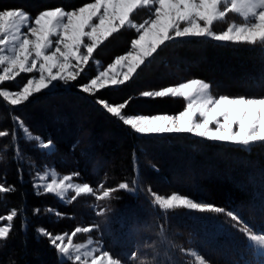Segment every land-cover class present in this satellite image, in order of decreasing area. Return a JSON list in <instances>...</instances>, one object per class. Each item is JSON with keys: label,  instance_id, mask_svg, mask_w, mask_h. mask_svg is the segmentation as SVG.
<instances>
[{"label": "snow or ice", "instance_id": "6c2138e0", "mask_svg": "<svg viewBox=\"0 0 264 264\" xmlns=\"http://www.w3.org/2000/svg\"><path fill=\"white\" fill-rule=\"evenodd\" d=\"M140 11L146 13V18L137 22L134 16ZM217 24L226 26L217 30ZM124 29L134 30L137 34L131 40L129 51L115 57L112 63L101 70L102 65L95 60V52ZM183 39H205L264 50V0H91L72 9L57 6L40 10L34 17L22 8L2 9L0 103L6 107L20 106L30 102L36 94L55 87L57 83L69 86L83 76L89 65L95 63L96 75L85 83H76V89L95 97V103L102 110L135 134L190 133L208 141L228 143L243 149L264 147V94L216 95L210 82L193 78L142 90L137 96H129L121 102L109 101L97 95L101 90L114 91L131 83L160 50L169 43ZM114 68L118 69L115 73L111 71ZM22 73L31 75L27 76L25 82L18 84L16 90L6 86L8 82L15 83ZM136 98H182L185 107L178 114L127 113L126 109ZM2 139H9V143L0 145V161L11 151L14 160L27 161L32 167H35V161L19 147L20 139L42 153L53 148L51 140L45 141L33 134L18 117L12 121L11 128L0 130ZM132 163L133 171L136 172L135 153ZM17 172L19 179L23 180L22 166L17 167ZM79 177L78 172L61 176L55 169L44 166L43 171L36 169L32 175V188L36 196L50 194L67 205L81 197L106 202L119 199L115 196L119 191L133 195L145 191L140 188L137 178L109 187L105 181L93 186L80 181ZM17 190L15 185L8 184L6 180L0 182V198ZM146 193L152 207L165 218L179 210L225 215L231 226L245 238L246 247L258 250L264 256V232L254 230L239 214L184 194H160L150 186ZM96 207L98 216L110 211L107 204L103 207L98 204ZM25 211L26 206L22 205L0 216V248L6 246L11 236L14 219ZM42 212L58 220L72 219L53 207L32 209L33 216H39ZM4 221L7 223L4 224ZM24 228L22 222L21 230ZM98 230L99 225L93 223L77 225L70 232L53 233L44 227H37L35 232L38 237L48 240L60 264H127L124 259L105 249L100 241L93 239L90 233ZM165 233L164 226L160 225L157 233L160 244H166L168 249L191 257L187 264H211L202 254L174 243ZM78 234H85L86 240L75 242ZM146 247L151 249L150 254L142 256L137 251L131 253L129 259L133 264H176L168 250L163 253L164 260L160 259L161 251L155 242ZM261 264H264V259Z\"/></svg>", "mask_w": 264, "mask_h": 264}, {"label": "trees", "instance_id": "16d2710c", "mask_svg": "<svg viewBox=\"0 0 264 264\" xmlns=\"http://www.w3.org/2000/svg\"><path fill=\"white\" fill-rule=\"evenodd\" d=\"M27 1H30L32 6L27 4L28 2L26 5H22L16 2L2 1L0 7L20 5L30 12H34V8L51 7L48 1L46 3L37 0ZM86 1L89 0H52L51 5H60L64 8L75 7ZM118 36H122L125 40L132 37L131 33L127 31H120ZM127 42L125 41L121 46H114L113 51L109 52L108 58L113 53H118L126 48ZM162 52L167 56L168 54H178L180 58L196 61L194 64H180L181 69L175 74L178 80L187 77L203 79L211 83L213 93L264 94V73L260 72V69L264 68V50L217 43L205 39H183L169 43L167 47L159 51V53ZM151 64L143 67L134 81L118 90L122 91L123 95L135 85L139 88H137L138 90H141L140 87L142 86L138 82H143L157 70L146 71V68H149ZM245 74L250 76L249 79L241 78ZM114 91L103 90L97 95L100 98L109 99V93ZM72 95L89 105L94 111L95 119L105 130L114 135L113 140H108L114 153L113 158L108 157L102 147H95V152L87 160L84 155V151L88 148L87 140L82 133L73 129L75 123L65 122V127L68 125L72 130L60 131L59 128L54 127V124H44L39 120L33 121L30 118V115L36 113L38 107L43 103ZM168 101L170 98H136L131 105L132 108H136V104L140 102L154 105L167 104ZM17 117L33 134L41 136L45 141H52L53 148L47 153L34 149L32 144L26 143L23 139L18 141L23 152L35 161V167L49 164L60 172H78L81 180L89 182L93 186L105 181L107 186L114 187L121 181L130 182L133 178H137L140 188L145 189V191H139L135 195L119 191L116 193L119 199H115L112 204L109 203L110 211L98 216L95 211L91 210L90 206L95 202L91 197H81L71 205H67L62 204L50 194L36 196L32 188L31 177V171L34 167L30 166L27 161L14 160L13 153L9 151L6 158L0 161V182L6 180L8 184L15 185L18 190L0 198V216L6 215L10 209L19 208L22 205L26 206V211L13 221L14 229L11 236L7 240L6 246L0 248V264H12L13 261L15 264H60L55 249L49 246L46 238L38 237L35 229L44 227L53 233H57L71 229L78 222L98 224L99 230L94 232L100 235L103 233L108 237L106 249L127 261L134 251V246L137 245V239H132L126 232L122 234L121 238H118V228L123 224V221L118 220V216L125 214L127 206L140 200H149L146 193L149 186L157 192H179L195 200L212 203L233 211L248 221L251 226L264 230V200H258V197H264V147L255 146L251 149H243L228 143L208 141L191 134H168L142 138L102 110L95 103L94 97L75 90L73 87H70L67 92L60 90L42 93L30 102L21 105L20 109L6 107L4 103H0V130L11 128L12 121ZM163 142L165 144L170 143L171 148L176 152L184 151V153L182 152L184 155L181 154L179 157L172 158L171 161L163 162L164 164L160 163V159L151 153L153 149L151 144H163ZM7 143H9V139L0 140V145ZM133 153L136 154L137 158L136 172L133 171ZM186 156L192 162L196 161L198 166L204 163L211 168L220 170H207V173L205 169L200 168L203 171L197 178L195 176L192 180H187L184 177L189 172L187 173L186 169H180L179 173L182 176L175 178L173 183H166L165 180L171 178L166 166L184 161ZM18 166H22L23 180L19 179ZM225 167L230 169L221 171ZM120 192L121 194H119ZM139 206L143 207L142 204H138ZM33 207H40L41 209L53 207L66 213L72 219L58 220L54 216L44 215L43 212L39 216H33ZM155 210L157 213L154 212V215L146 213L145 220L151 224H156V228L152 225L149 228V225L146 224L141 226L143 223L137 221L139 228L136 231L138 235L145 232L146 228H148V233L157 234L156 231H158L159 226L163 225L166 236L174 243L184 247L189 246L190 242L198 241L201 248H208V251H212V258L220 264H244V261H249L252 257L253 251L246 247L245 238L242 234L234 235L224 229L222 240L215 236V239L211 241L212 244L207 242L210 240L205 239L199 231L204 225L216 227V221L213 220L212 214L210 216L199 215L206 221L203 225H197L194 222L196 217L187 216L189 214L185 210L182 213L169 214L170 217L164 221L160 212ZM22 222L25 224L23 230H21ZM105 223L108 224L105 225ZM216 234L213 232V235ZM216 239L222 241L221 249H213L217 243ZM153 241L158 247L160 240ZM163 246L167 248L166 244ZM147 251L151 253L150 248ZM172 252L178 254V251Z\"/></svg>", "mask_w": 264, "mask_h": 264}, {"label": "rangeland", "instance_id": "374dc122", "mask_svg": "<svg viewBox=\"0 0 264 264\" xmlns=\"http://www.w3.org/2000/svg\"><path fill=\"white\" fill-rule=\"evenodd\" d=\"M2 1H8L10 3L16 2L17 4H22V5H26V3L28 2L27 4L31 5L30 4L31 2L27 1V0H0V2H2ZM37 1L42 2V3L43 2L46 3L48 1V3L50 4L51 7H46V8H42V9L34 8L33 9L34 12H30L26 8H24L23 6H20V5L16 6V7H6V8L0 7V10L9 9V8H22L26 12L31 13L32 16L34 17L40 10L60 6V5H55V4L51 5L52 0H50V1L49 0H37ZM89 2H91V0L83 2L82 4L77 5L75 7H70V6L66 7L65 9H72V8L80 7L84 3H89ZM145 18H146V13L144 11H140L137 15L134 16V19L137 22H142ZM225 26L226 25L217 24L216 28H217V30H221ZM121 31L130 32L132 37L130 39L127 38L125 40L122 36L117 37V34H115L113 37L109 38L108 41H106L95 52V54H94L95 60L99 61L100 64L102 65L101 70H103V68H106L108 66V64L112 63L115 57L120 56V55H124L127 51H129L131 40L133 38H136L137 34L135 33L134 30L124 29ZM125 41H128L126 48H124L123 50H121L118 53H113L112 55H110V58H108V54H109V52L113 51L114 46H116V45L121 46L123 43H125ZM152 61H150L148 63V64H151V63L152 64H151V66L149 65L150 66L149 68H146L147 69L146 71H153L154 69H157V70H156V72H154V74L152 76H150L149 78H147L143 82H138L142 86V87H140L141 90H138L139 88L137 87V85H135V86H133V88L128 90L123 95L122 91L116 89V91L109 93V99L108 98H103V99H107V100L113 101V102H121L123 99H127L129 96H137V94L142 90L151 89V88H158L161 86H167V85H172V84H177L183 80H188V79L194 78V77H187V78H183V79L178 80V78L175 74L179 69H181V67H179L180 64H184V65L185 64H191V63L194 64L196 62L195 60L189 61V59L186 60V59L180 58V56L178 54H172V55L168 54V56H167V54L162 52V53H159L158 55H156V57ZM117 70L118 69L114 68L111 71L113 73H115ZM123 70L126 71L127 69H123ZM96 72H97V67H96L95 63H93L87 67V70L85 71V73L83 74V76L81 78H78L77 82H73L69 86H64L62 83H57L55 87H52V88H50V90L44 91L42 93L57 92L60 90L67 92L70 89V87L71 88L73 87L75 90H77L75 87L76 83L87 82L88 79H90L91 77L96 75ZM260 72L263 74L264 68H261ZM29 75H31V74H23L22 73L21 76L17 78L15 83L8 82L6 84V86L12 90H16V86L18 84H22L23 82H25L27 76H29ZM36 75H38V74H36ZM249 77L250 76L248 74L241 76L242 79H246V80L249 79ZM197 79H200V78H197ZM101 91H103V90H101ZM73 94L78 95L77 93H73ZM214 94L220 95L223 93L214 92ZM39 95L40 94H36L35 97H37ZM227 95H230V94H227ZM231 96H236V95H231ZM139 99H142V98H139ZM94 100H95V97H94ZM136 105H137L136 108H132V105H130V107H128L126 109V112L127 113H142V114H146V115L178 114L185 107V101L182 98H170V101H168L167 104L161 103V104H154V105L151 104L150 105L147 103L140 102V103H137ZM20 106H10V107L20 109ZM30 118L33 121L39 120V121H41V123H44V124H54V127L56 129L59 128L60 131L61 130L62 131H68V129L72 130V128H70L68 125H66L67 128L65 127V122L72 123V124L75 123V124H73L74 125L73 129L77 130L79 133H82L86 137V140H87L88 148L86 149V151H84V155L86 156L87 160H89L91 155L95 152V149H96L95 147H102L104 149V153L110 158H113V156H114L111 144H110V142H108V140H110V139L113 140L115 138L114 135L102 127V125L95 119L96 117L94 116V111L91 109V107L89 105H87L85 102H83L82 100H80L78 97L76 98L73 95L70 97L64 96L61 98H57L56 100L51 101V102H45L38 107V109L36 110V113L30 115ZM61 121H63L64 125L61 124ZM221 122H223V121L221 120ZM212 127H214V126H212ZM137 135H139V134H137ZM164 135H168V134L139 135V136H141L142 138H145V137H150V136H164ZM151 147L153 148L151 153L155 157H158L160 159V160L158 159L160 163H163L166 161H171L172 158L179 157V155L184 153V151H182L183 152L182 153L181 151L176 152V150H173L171 148V144L168 142L166 144L165 143H163V144L162 143H159V144L152 143ZM191 162L192 161L186 156V159L184 161H178L177 164L171 163L168 166H166L167 170H169L168 172H169L171 178H170V180L169 179L165 180V182L166 183H173L175 178L182 176L179 173L180 169L181 170L186 169L187 173L189 172L188 174L185 173L187 175H185L184 178H187V180H189V179L192 180V178L195 176L197 178V176H199L203 171L200 168H203L206 171L207 170H209V171L210 170H216V171L220 170L218 168L217 169L211 168L209 165H206L204 163H202V164H200V166H198V163L196 161L192 162V163ZM44 166H47L49 169H55L49 164H45L42 167H40V166L34 167L31 171V177L34 174L36 169L43 171ZM228 169H230V168L225 167V169L222 168L221 171L222 170L226 171ZM56 172L61 176L73 173V172H60L58 170H56ZM148 173L151 174V172H148ZM207 173H208V171H207ZM79 180L84 181V180H81L80 178H79ZM155 192H157V191H155ZM172 192H175V191H168L165 193L157 192V193L171 194ZM176 193H179V192H176ZM119 194H121V192ZM123 194L125 195V193H123ZM116 196H117V194H116ZM114 200L115 199H111V200L106 201V202H98L94 199L95 202L92 203L90 206L91 210L95 211V213H96L98 211V208L96 207V205H98V204L101 207H103L104 204H107V206L109 208V206H110L109 203L112 204ZM258 200L262 201V200H264V197H261V198L258 197ZM139 202H141V203H139ZM139 202L127 206V208L125 209V214H123L122 216H118V220H121V222L123 221V224L120 225V227L118 228V238H121L122 234H124L125 232L132 239L136 238L137 239V241H136L137 245L134 246V251L139 252L143 256L145 253H149L147 251L148 248L146 247V245L152 244L154 242L153 240H160V238L155 233H148L147 232L148 228H146L145 232L138 235V232L136 231V229L139 228L137 221L138 222L141 221L143 223L141 226H143L145 224L149 225V228H150V225H152L154 228H156V226H157L156 224H151L147 220H145L146 219L145 218L146 213H150L151 215H154V212L157 213V211L155 210L156 208L152 207L150 201L147 199H145V201L140 200ZM138 204L139 205L142 204L143 207H141V206L138 207ZM146 209H148V210H146ZM86 210H88V209L86 208ZM182 211H184V210H179L176 213L177 214L182 213ZM186 212H187V214H189V215L186 214L187 216L196 217L194 222H196L197 225L198 224L199 225L205 224L204 221H206V220L204 218L199 217V215H201V214L196 213L194 211H186ZM202 215H204V214H202ZM205 216H210V214H207ZM162 217H163L162 220L164 221V220H167L168 217H170V215L168 214V216L166 218L163 215H162ZM212 217H213V220L216 221V223H215L216 227L214 225H212L210 227H208L207 225H204L203 227H201L202 229L199 231L201 233V235L205 237V239L207 238L210 240V241H207L208 243L213 241L215 239V236L222 240L224 237V229L226 231H229V233H232L234 235L235 234L236 235L241 234L239 231H237L236 229H234L231 226L229 219L225 215L212 214ZM85 221H87V220H85ZM243 221H245L248 225H250L248 223V221H246L244 219H243ZM3 223L6 224L7 221H4ZM107 224L108 223H105V225H107ZM77 225L86 226V225H88V223L82 224V223L78 222V223L74 224V227H72L71 229H68V230H65L62 232H70ZM205 226H207V227H205ZM251 227L256 231L264 232V230H261L260 228L253 227V226H251ZM149 230H151V229H149ZM158 231H159V229H158ZM158 231H156V232H158ZM93 232L90 233V235L93 237V239L100 241L102 243V245L104 246V248L106 249L107 248L106 242L109 241L108 237H106L103 233L100 235V234H97L96 232H94V233ZM213 232H215L217 234L213 235ZM57 233H60V232H57ZM86 238H87V236L85 234H78L77 237H75V242H83L86 240ZM228 241H230V240H228ZM244 241H245V239H244ZM216 242L217 243L213 249L214 250L221 249L222 241L216 239ZM211 244H212V242H211ZM158 245L159 246L158 247L156 246V247L159 248V250L161 251V257H160L161 260H164L163 253L165 250H168L170 252V254L174 258L176 264H187V261L189 259H191V257L183 256L179 252L177 255L174 254L172 251L165 248L166 246L164 247L160 243ZM184 248H190V249L196 250L198 253L202 254L207 260L211 261V264H220L218 261H216L212 258V254H211L212 251H208V248H201L198 241L190 242L189 246H184ZM253 253H254V256L252 255V257L249 260L251 262L250 264H261V260L264 259V256H262L258 252V250H253ZM126 262H127V264H133V262L130 259H127ZM228 264H230V263H228ZM244 264H246V262Z\"/></svg>", "mask_w": 264, "mask_h": 264}, {"label": "bare ground", "instance_id": "6f19581e", "mask_svg": "<svg viewBox=\"0 0 264 264\" xmlns=\"http://www.w3.org/2000/svg\"><path fill=\"white\" fill-rule=\"evenodd\" d=\"M77 98V97H76ZM77 100V99H76ZM77 102V101H76ZM41 104V103H40ZM100 132V131H99ZM164 143V142H163Z\"/></svg>", "mask_w": 264, "mask_h": 264}]
</instances>
